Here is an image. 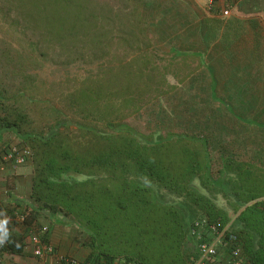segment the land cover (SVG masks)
Wrapping results in <instances>:
<instances>
[{
	"label": "trees",
	"instance_id": "1",
	"mask_svg": "<svg viewBox=\"0 0 264 264\" xmlns=\"http://www.w3.org/2000/svg\"><path fill=\"white\" fill-rule=\"evenodd\" d=\"M35 1L57 21L69 15L77 21L85 8L73 0ZM35 1L11 0L16 12ZM148 44L139 45L133 59L103 68L102 77L72 92L66 105L72 119L53 109L55 124L38 131L27 114H0V130L13 133L33 153L31 198L40 207L26 208V224L38 223L43 211L72 217L86 234L91 260L189 264L183 253L185 242L191 244L189 229L207 218L220 229L232 225L247 263L264 264V169L224 158L215 172L207 137L155 135L133 124L147 93L132 97L123 93L127 87L122 89L133 77L153 81L161 72L158 55ZM188 56L171 50L173 61ZM161 191L179 201L168 204ZM216 194L230 203L234 220L213 202L210 195ZM0 235L7 253L23 255V235L3 225Z\"/></svg>",
	"mask_w": 264,
	"mask_h": 264
},
{
	"label": "rangeland",
	"instance_id": "2",
	"mask_svg": "<svg viewBox=\"0 0 264 264\" xmlns=\"http://www.w3.org/2000/svg\"><path fill=\"white\" fill-rule=\"evenodd\" d=\"M36 2L16 12L11 0H0L1 115L27 114L38 131L55 124L53 109L72 119L67 97L102 77L103 68L133 59L138 46L149 42L161 72L153 81L133 77L122 89L132 97L147 93L133 124L155 135L207 137L215 172L224 158L264 169V79L258 78L264 65L247 63L256 54L246 53L263 38L253 34L258 28L250 21L257 18H243L259 12L258 0L233 5L229 18L219 14L225 0L213 7L203 0H73L85 7L77 21L70 15L52 20L48 8ZM171 50L189 56L173 61ZM161 195L168 204L179 201L165 191ZM210 196L235 219L227 200ZM193 252L186 241L184 255L189 259Z\"/></svg>",
	"mask_w": 264,
	"mask_h": 264
},
{
	"label": "crops",
	"instance_id": "3",
	"mask_svg": "<svg viewBox=\"0 0 264 264\" xmlns=\"http://www.w3.org/2000/svg\"><path fill=\"white\" fill-rule=\"evenodd\" d=\"M255 8L259 12L252 14L249 12L248 14H244L243 18L252 19V16H255V19L257 18L256 21L251 20L250 22H255L253 28H258L256 29L258 31H255L253 34H261L263 43L249 47L246 53L256 54V58L253 61L248 58L247 63L263 62L264 65V0H258ZM262 70L264 72V69ZM258 78L264 79V73L258 75ZM22 144L13 133L0 130V147L22 146ZM33 177L34 172L31 161L26 166H22L16 170H0V221L6 222V224H2L3 228L4 226H10L11 229L24 236L25 250L21 256L5 252L3 264H11V262H18V264H43L32 256V247L26 240L29 235V226L22 225L16 221L17 214H28L26 208L35 209L40 207V204L34 202L31 198ZM37 224L39 226L48 225L50 227L47 240L60 254L70 255L81 261L89 258L91 249L84 242L86 234L71 220V217H67L62 213L54 215L48 213L39 218ZM2 225L0 224V228Z\"/></svg>",
	"mask_w": 264,
	"mask_h": 264
},
{
	"label": "built area",
	"instance_id": "4",
	"mask_svg": "<svg viewBox=\"0 0 264 264\" xmlns=\"http://www.w3.org/2000/svg\"><path fill=\"white\" fill-rule=\"evenodd\" d=\"M203 1L210 7H213L215 3V0ZM225 1L228 5L219 11L222 18H229L232 6L246 0ZM32 157V151L26 146H1L0 170H16L26 166L32 160ZM16 221L26 226L27 214H17ZM0 224L4 225L6 222L0 221ZM28 228L30 230L26 240L32 247V256L43 264H128L123 259H114L111 263H108L94 259L81 261L70 255H62L47 240L50 230L48 225L39 226L35 223ZM188 238L194 249L189 258V264H248L243 255V243L233 230L232 225L220 229L207 218H200L189 229ZM6 247V241L0 235V264H3Z\"/></svg>",
	"mask_w": 264,
	"mask_h": 264
}]
</instances>
